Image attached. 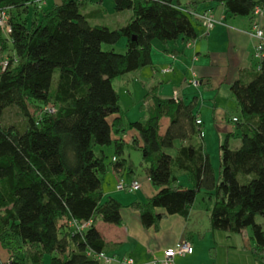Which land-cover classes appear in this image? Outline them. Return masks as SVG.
<instances>
[{"label":"trees","instance_id":"16d2710c","mask_svg":"<svg viewBox=\"0 0 264 264\" xmlns=\"http://www.w3.org/2000/svg\"><path fill=\"white\" fill-rule=\"evenodd\" d=\"M91 1L60 0L38 11L34 0H0V12L8 16L6 28L0 26V63L8 61L0 66V245L6 252L0 264H41L44 254L50 255L49 264H102L97 255L106 241L96 220L120 225L122 205L113 197L102 200L101 180L108 166L124 168L125 143L113 141L112 134L127 128L137 132L131 147L141 153L157 189L130 204L144 228L157 229L169 215L187 218L204 190L214 198L209 229L231 234L250 227L251 254L264 260V230L255 222L256 215H264V45L258 69L230 84L240 145L231 148L227 137L220 144L216 180L194 101L161 97L151 88L147 118L126 128L113 86L114 79L151 64L154 40H196L194 6L112 0L116 11L130 10L131 16L110 29L91 22L100 14L85 9ZM213 1L230 16L251 17L256 7L264 9V0ZM30 8L34 18L28 23L20 15ZM121 37L123 53L102 49ZM11 106L19 120H6ZM163 118L168 123L161 133ZM111 145L114 155L107 163L95 147ZM178 172L190 186L177 184Z\"/></svg>","mask_w":264,"mask_h":264},{"label":"crops","instance_id":"0c3cea01","mask_svg":"<svg viewBox=\"0 0 264 264\" xmlns=\"http://www.w3.org/2000/svg\"><path fill=\"white\" fill-rule=\"evenodd\" d=\"M178 1L182 7H185L187 4L193 5V11L196 12L210 11L215 23L206 34L204 28L199 22H197L196 29L198 31V37L193 42L187 43L181 39H177L172 42L173 44L171 46L167 45L168 43H161L162 45L159 46V50H157L154 55L151 54L152 61L149 66L152 67L153 73H157L158 71L157 67H155V63L160 64L163 68L171 65L173 70H175L176 66H182L185 60L190 57L189 60L193 69V78L197 81V84L193 85L201 87L200 89H204L201 96H203V94L207 95L212 98L211 102L216 103L218 99H220L221 91L222 94L231 95L229 87L233 81L237 79L247 80L252 72L258 69L259 59L254 56L258 39L252 36L250 32L255 24L264 28V18L258 16H230L225 12L222 4L213 0ZM94 3L95 0H92L88 3L85 9L91 10L89 9V6ZM97 5H99V3ZM154 41L152 42V46ZM169 54H173L174 58H169ZM143 68L137 71L141 73L144 70ZM161 71L160 73H162ZM155 87L157 90L156 92L159 95L161 93L159 88L161 87L158 85H151L148 92L151 88ZM177 93V97H180L187 102L185 97L180 95L179 90ZM159 96L169 98L173 97V94L166 96L160 94ZM193 101L196 106L197 98L194 97ZM151 105L152 103L150 104V107ZM196 116L201 120L199 111L196 112ZM234 117L236 116H232L230 120L232 121V118ZM167 123L168 120L163 118L160 129L161 133L164 131ZM202 123L201 120V125ZM229 129L230 130H228L227 133L233 134L235 126H230ZM136 136L137 132L134 129L127 128L123 134L113 133L112 140L114 141L121 138L125 143V151L127 148L133 149L131 143ZM108 147L113 150V154L111 155L112 158L114 155V146L111 145ZM99 151L103 150L100 149ZM106 156L108 157L107 154ZM126 167L131 169L132 172H128ZM115 172L122 178L124 177V174H126L128 177H125V180L127 181L136 180L133 176V169L127 165L126 159L124 168ZM180 174L185 173L178 172L177 184L188 187L189 182L188 185L180 183ZM148 182L150 183L149 180ZM147 190L150 191V195H146V199L157 191L155 187L151 190L150 188H147ZM101 192L103 201L108 197H113L119 201L116 192L111 188L108 187V189H103L101 186ZM135 201L141 200L136 199ZM122 204L123 203H121V205ZM191 212L192 208L187 218H183L177 214L166 216L160 221L157 229L153 227L144 228L140 223L138 212L130 206L125 207L122 205V223L120 225L104 223L97 219L95 226L106 241L103 253L111 259L106 263L101 261L102 264H120L121 259L126 257L131 258L135 263L153 264L151 262L163 258V251L166 248L173 246L181 240L190 241L192 251L184 256H175L173 263L171 264H197V254L195 250L198 249V246L196 245L202 243V241L206 239L205 237L208 235L207 230L209 227H207L206 232L198 230L197 225H192L190 222ZM197 239L202 240L196 243ZM200 248H202V246L199 247V249ZM4 256L1 258L3 259Z\"/></svg>","mask_w":264,"mask_h":264},{"label":"rangeland","instance_id":"374dc122","mask_svg":"<svg viewBox=\"0 0 264 264\" xmlns=\"http://www.w3.org/2000/svg\"><path fill=\"white\" fill-rule=\"evenodd\" d=\"M60 0H46L40 10H50ZM184 1V0H180ZM100 9V14L91 20L92 23L106 25L110 29H115L126 23L131 16L130 10L116 11L114 9L112 0H102V3L91 4L89 9ZM32 8L27 14H21V20H26L28 23L32 21L34 15ZM173 42V41H172ZM167 45L171 46L173 43ZM126 39L121 37L115 45H109L103 43V50H110L117 53H123L125 51ZM162 44L155 40L153 43L152 54L154 55L159 46ZM190 57H188L182 66H176L175 70H171L168 74L160 73L163 66L155 63L157 67V73L152 72V67L147 65L141 73L138 71L131 72L123 77L113 80V86L119 96V104L123 110V121L125 127L131 121H144L147 118L148 109L150 108V98L146 97L151 85H158L161 91V95H171L172 90H179L180 95L184 96L187 102L193 101L194 97L197 98L195 113L199 111L202 125L201 130L203 134V142L205 150L207 151L216 180L219 177V161H220V144L227 137L228 143L231 148L238 147L240 145L239 133L233 130V134H228L229 127L235 125L230 120L232 116L239 117V111L236 107V102L233 97L228 94L220 93V99L216 103L211 102L212 98L207 95H202L204 89L193 85L194 81L192 74V65L190 64ZM165 68V67H164ZM163 68V69H164ZM162 72V71H161ZM56 76V74H55ZM54 76V77H55ZM196 79V78H195ZM191 81V82H190ZM159 94V95H160ZM13 106L8 107L5 113L7 121L19 120L20 116L14 112ZM10 109V110H9ZM31 111L33 108H30ZM102 149L107 155V163L110 162L111 155L113 154L112 148L109 147H95V152ZM127 160V165L132 167L133 176L139 182L140 188L131 192L119 191L116 189V185L122 177H119L113 170V166L107 167V171L102 176L101 186L103 189L111 188L117 194L120 203H123L125 207H129L136 199L141 201L146 200V195H150V190L153 185L148 182L144 165L141 163V153L138 150L127 148L124 154L121 156ZM128 167H126L127 170ZM128 177L124 174L123 179ZM180 183L188 185V178L186 174H180ZM190 186V184H189ZM214 198L211 194H207L202 190L197 194L195 202L192 206V212L190 216V222L192 225H197L198 230L206 232L208 227L207 217L210 209L213 205ZM255 222L260 224L264 230V215H256ZM208 235L202 241L197 239L198 249L195 250L197 254V264H264V260L261 257L258 260L253 258L250 248L254 245V241L251 239V228L247 227L243 229L241 233H226L224 231H211L207 230ZM199 249V247H201ZM6 254L4 249L0 245V257ZM5 258V257H4ZM3 258V260H4ZM2 259V258H1ZM50 255L44 254L41 264H49ZM6 261V260H5ZM9 261V260H8Z\"/></svg>","mask_w":264,"mask_h":264},{"label":"built area","instance_id":"2783aa9c","mask_svg":"<svg viewBox=\"0 0 264 264\" xmlns=\"http://www.w3.org/2000/svg\"><path fill=\"white\" fill-rule=\"evenodd\" d=\"M45 1L46 0H34V3L37 7L40 8ZM191 15L204 28V31L206 34L213 27V25L215 23V20H214L210 11H204V12L192 11ZM253 16H258L260 18H264V9H262L260 7H256L254 9ZM7 18H8L7 14L4 11H1L0 12V26L2 28H6ZM250 34L258 39V43L255 47L254 56L259 59L262 56V49H263V45H264V29H263V27H260L259 25L255 24L253 26ZM168 56H169V58H174L173 54H169ZM7 65H8L7 60H3L0 63L1 69L6 68ZM171 70H172V66L170 65V66H167L166 68H164L162 70V73L163 74L169 73V72H171ZM192 83L197 84V81L192 80ZM172 94H173V97L178 96V93L176 90H173ZM235 120H236L235 117L232 118V121H235ZM196 123L200 124L201 121L196 120ZM113 160H114V158H113ZM139 188H140V184L137 180L127 181V180H124L123 178H121L116 185L117 190L124 191V192L135 191V190H138ZM87 225H88V223H86V224L84 223L77 228L78 229L83 228ZM191 251H192V245H191L190 241L181 240V241L177 242L176 244H174L173 246L166 248L163 251V258L161 260H155L151 263H153V264H171V263H173V259L175 256H184L186 254L191 253ZM97 257L105 263L109 262L111 260L103 252L99 253L97 255ZM120 264H145V263H135L131 258L126 257V258L121 259Z\"/></svg>","mask_w":264,"mask_h":264}]
</instances>
